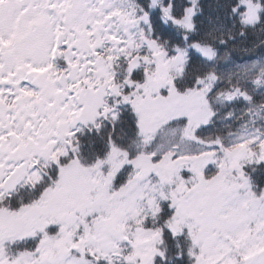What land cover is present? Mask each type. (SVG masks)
<instances>
[{"label": "snow or ice", "instance_id": "1", "mask_svg": "<svg viewBox=\"0 0 264 264\" xmlns=\"http://www.w3.org/2000/svg\"><path fill=\"white\" fill-rule=\"evenodd\" d=\"M261 36L264 0H0V264H264Z\"/></svg>", "mask_w": 264, "mask_h": 264}, {"label": "trees", "instance_id": "2", "mask_svg": "<svg viewBox=\"0 0 264 264\" xmlns=\"http://www.w3.org/2000/svg\"><path fill=\"white\" fill-rule=\"evenodd\" d=\"M261 39H264V36H261ZM242 108L241 105L235 106V113L231 120H228L226 123L231 125V128L223 127L221 135L224 137L225 142L229 141V136L227 133L229 131H235L237 128H239L240 124L245 122L243 119V113L240 110ZM221 115H224L222 112Z\"/></svg>", "mask_w": 264, "mask_h": 264}, {"label": "rangeland", "instance_id": "3", "mask_svg": "<svg viewBox=\"0 0 264 264\" xmlns=\"http://www.w3.org/2000/svg\"><path fill=\"white\" fill-rule=\"evenodd\" d=\"M232 139V137H229V140Z\"/></svg>", "mask_w": 264, "mask_h": 264}]
</instances>
